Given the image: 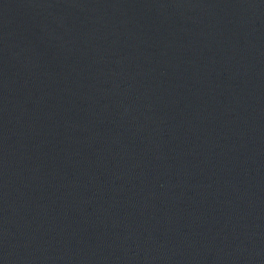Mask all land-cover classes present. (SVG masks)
I'll return each instance as SVG.
<instances>
[{
	"label": "water",
	"instance_id": "95a60500",
	"mask_svg": "<svg viewBox=\"0 0 264 264\" xmlns=\"http://www.w3.org/2000/svg\"><path fill=\"white\" fill-rule=\"evenodd\" d=\"M0 264H264V0H0Z\"/></svg>",
	"mask_w": 264,
	"mask_h": 264
}]
</instances>
